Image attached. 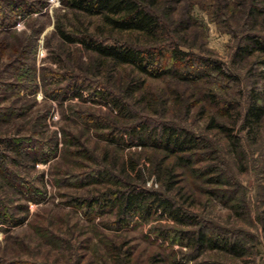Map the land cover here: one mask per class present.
Segmentation results:
<instances>
[{
	"label": "rangeland",
	"instance_id": "374dc122",
	"mask_svg": "<svg viewBox=\"0 0 264 264\" xmlns=\"http://www.w3.org/2000/svg\"><path fill=\"white\" fill-rule=\"evenodd\" d=\"M159 1L184 20L180 47L194 53L203 78L122 66L110 74L94 52L60 38L57 24L71 11L63 0H0V264H264V116L249 132L242 122L253 87L264 105V62L257 51L237 54L250 0ZM256 23L264 30V12ZM210 58L224 71L208 70ZM127 74L142 86L120 112L111 99ZM143 93L162 98L150 104ZM213 116L237 139L210 126ZM162 121L200 138L189 163L175 165L174 155L128 134ZM161 160L174 164L165 193L190 214L183 224L160 212L122 222L114 207L80 204L128 175L163 190L154 170ZM200 228L237 241L239 252L198 249L179 233Z\"/></svg>",
	"mask_w": 264,
	"mask_h": 264
},
{
	"label": "trees",
	"instance_id": "16d2710c",
	"mask_svg": "<svg viewBox=\"0 0 264 264\" xmlns=\"http://www.w3.org/2000/svg\"><path fill=\"white\" fill-rule=\"evenodd\" d=\"M63 3L71 11L66 22L57 24L60 38L66 43L77 42L83 48L94 52L95 64L106 67L108 73L120 72L122 66L133 68L137 73L155 76L172 73L183 80L195 81L205 76L204 72L192 66L197 59L194 53L180 47L182 43L176 30L183 25L184 20L175 22L171 16L173 9L166 3L159 0H63ZM263 12L264 0L248 2L247 32L244 43L238 45L239 56L257 51L258 55L263 56L261 62H264V30L256 23L257 16ZM172 24L175 26L172 27ZM204 61L208 70L224 71L223 66L217 61L211 58ZM127 75L129 76L122 78V83L118 86L122 93L111 99L120 112H124L126 108L122 102L124 97L139 95L137 90L142 86L135 76ZM109 79L108 76L106 81ZM69 85L72 86L73 82L67 83L61 91L66 92ZM101 94L109 98L113 96L106 90H101ZM260 94V89L256 90L253 87L242 116L243 125L248 132L254 130L264 116V105ZM207 96L218 103L217 106L219 105L215 93ZM140 97L150 104L153 101L160 102L162 98L158 93L155 95L146 93ZM227 111L222 112L226 114ZM227 114L232 115V113ZM209 124L227 131L230 139H237L226 124L215 120L214 116L210 117ZM147 125L140 123L129 130L128 134L140 139L142 144H149L160 151L174 155L175 165L189 163L191 157L197 153L195 150L200 148V138L186 127L165 121L152 126ZM125 130L126 128L120 129L118 134L120 139L124 138ZM8 146H11V143H8ZM154 167L159 179L167 183L163 190L144 188L134 181L135 177L127 174L126 182L120 186L114 189L107 188L95 197L92 196L90 200H82L80 204L92 209L97 204L101 207H114L117 210V220L122 222L130 221L135 216L146 218L152 212H160L174 222L183 224L190 214L165 193L173 184L171 179L175 176L174 164L165 166L161 160L157 161ZM130 169L135 170L133 161L130 162ZM5 216L0 203V222H4ZM179 231L189 240V244L197 246L198 249L222 247L232 253L239 252L240 246L237 241L213 239L205 229Z\"/></svg>",
	"mask_w": 264,
	"mask_h": 264
}]
</instances>
